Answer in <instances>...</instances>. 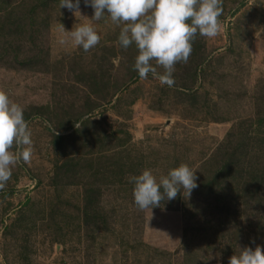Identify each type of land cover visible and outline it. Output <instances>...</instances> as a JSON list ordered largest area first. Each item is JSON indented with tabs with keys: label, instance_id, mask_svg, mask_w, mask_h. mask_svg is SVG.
<instances>
[{
	"label": "rangeland",
	"instance_id": "374dc122",
	"mask_svg": "<svg viewBox=\"0 0 264 264\" xmlns=\"http://www.w3.org/2000/svg\"><path fill=\"white\" fill-rule=\"evenodd\" d=\"M59 3L0 0V88L34 147L0 190V264H229L264 246V0H223L172 87L139 78L107 14L99 44L75 46L94 9ZM181 163L198 187L140 210L130 178Z\"/></svg>",
	"mask_w": 264,
	"mask_h": 264
},
{
	"label": "clouds",
	"instance_id": "9594fccd",
	"mask_svg": "<svg viewBox=\"0 0 264 264\" xmlns=\"http://www.w3.org/2000/svg\"><path fill=\"white\" fill-rule=\"evenodd\" d=\"M84 3L94 9V15L83 16L89 22L75 24L68 31L75 46L85 52L97 46L101 36L95 22L107 14L114 24L122 25L121 46L127 49L135 44L138 49L133 67L139 78L145 80L151 74L162 86L169 87L175 83L176 65L188 62L197 34L206 38L219 34V17L224 10L223 0H84ZM79 6L80 0L59 3L60 8L67 7L78 18L82 16ZM158 68L163 69L162 74ZM31 135L24 108L0 88V190L6 187L18 162H30L34 150ZM197 179L196 170L181 163L159 178L145 168L129 182L134 185V203L143 211L175 199L181 190L190 196L198 187ZM229 264H264V246L240 248L230 257Z\"/></svg>",
	"mask_w": 264,
	"mask_h": 264
},
{
	"label": "trees",
	"instance_id": "16d2710c",
	"mask_svg": "<svg viewBox=\"0 0 264 264\" xmlns=\"http://www.w3.org/2000/svg\"><path fill=\"white\" fill-rule=\"evenodd\" d=\"M261 140H262L261 143H264V139H261ZM220 172H223V171L220 169V171H218L216 177H219ZM118 173L121 174V175H124V172L120 173L118 171ZM255 174H256V180H257V177H259L258 184L259 185H262V183L264 184V168H263V171H261V172H260V168L256 167L255 169H253L252 176H254V179H255Z\"/></svg>",
	"mask_w": 264,
	"mask_h": 264
}]
</instances>
